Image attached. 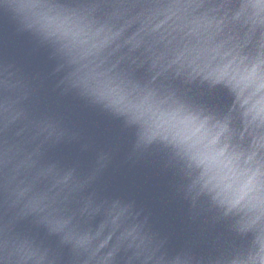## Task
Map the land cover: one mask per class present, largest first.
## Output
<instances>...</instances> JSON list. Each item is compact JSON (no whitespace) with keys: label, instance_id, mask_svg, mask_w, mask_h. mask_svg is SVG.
Returning <instances> with one entry per match:
<instances>
[{"label":"clouds","instance_id":"obj_1","mask_svg":"<svg viewBox=\"0 0 264 264\" xmlns=\"http://www.w3.org/2000/svg\"><path fill=\"white\" fill-rule=\"evenodd\" d=\"M0 13L49 50L64 94L163 162L201 221L170 243L135 199L100 194L108 152L88 168L48 159L77 134L0 61V264H264V0H0Z\"/></svg>","mask_w":264,"mask_h":264},{"label":"water","instance_id":"obj_2","mask_svg":"<svg viewBox=\"0 0 264 264\" xmlns=\"http://www.w3.org/2000/svg\"><path fill=\"white\" fill-rule=\"evenodd\" d=\"M0 61L15 63L35 85L38 114H57L76 138L48 148L50 160H78L90 167L97 152L110 154V162L98 180L101 195L133 198L149 216V222L179 244L200 231L201 221L192 219L187 203L176 194V180L156 156L131 155L132 137L121 123L56 85L60 75L47 48L25 33H18L10 17L0 13ZM131 156V158H130ZM25 226L27 222H24ZM44 235L43 228L32 226ZM49 241L55 246L56 238ZM67 258V249L64 250Z\"/></svg>","mask_w":264,"mask_h":264}]
</instances>
